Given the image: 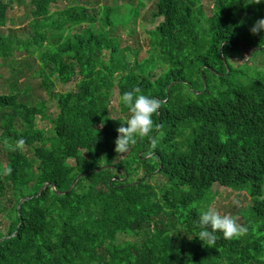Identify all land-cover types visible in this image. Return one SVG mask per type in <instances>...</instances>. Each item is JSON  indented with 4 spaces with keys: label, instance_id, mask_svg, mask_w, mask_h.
<instances>
[{
    "label": "trees",
    "instance_id": "16d2710c",
    "mask_svg": "<svg viewBox=\"0 0 264 264\" xmlns=\"http://www.w3.org/2000/svg\"><path fill=\"white\" fill-rule=\"evenodd\" d=\"M60 1L28 0L39 88L57 113H47L44 99L28 103L26 91L0 92V141L24 138L34 156L0 143L8 225L0 264H264V31L250 32L264 18V0H213L209 14L201 0H156L151 16L162 19L147 30V55L136 52L133 62L102 28L126 20L118 6L79 0L59 8ZM10 2L0 0V28ZM135 5L133 14L145 3ZM12 46L0 31V59ZM242 49L249 62L259 54V66L241 62ZM46 66L74 88L52 91ZM136 87L164 101L153 116L161 125L154 159L144 157L148 136L114 151L116 129L131 116L119 98ZM37 118L50 129L37 128ZM159 176L166 182L153 185ZM218 185L250 197L238 211L249 230L230 240L218 231L209 247L197 237L198 206ZM120 235L130 239L121 244Z\"/></svg>",
    "mask_w": 264,
    "mask_h": 264
},
{
    "label": "rangeland",
    "instance_id": "374dc122",
    "mask_svg": "<svg viewBox=\"0 0 264 264\" xmlns=\"http://www.w3.org/2000/svg\"><path fill=\"white\" fill-rule=\"evenodd\" d=\"M131 1L133 3H131ZM144 1L145 5L138 7V13H132L131 9L136 8L135 4ZM156 0H100L97 5L99 8L105 6H118L120 10V17L126 19L123 22L118 23L114 28L103 26L105 31H111V33L117 36L121 41V54L129 61L133 62L135 53H139V57L142 58L147 55L146 49L148 48L146 40L148 38L147 30L153 28L162 18L159 20H153L151 16V9L154 6ZM206 14L210 13V8L213 5V0H201ZM79 0H61L58 5L59 8L64 5L77 4ZM56 8L52 7L51 10ZM32 7L28 3V0H11L10 8L5 7L2 10V14L6 17L5 26L0 28L3 34H10L13 39V46L11 55L7 59H0V92H9L10 90L15 92L19 90L21 94L24 91L28 93L26 97L28 103L33 104L38 100L44 99L46 101L47 113L54 116L57 113L55 101L47 100L46 94L39 88L40 79L37 78L39 67L42 64L40 59V53L38 46L31 39V28L29 23L33 20L31 15ZM130 14L131 17H130ZM102 23V22H101ZM106 23V21H105ZM29 40L30 45L28 49L23 48L22 42ZM247 50L242 49L241 54L243 61L250 63V66H259L261 58L259 54H256L251 61L246 60ZM107 57H108V53ZM245 57V58H244ZM246 60V61H245ZM233 66L238 67L240 61L232 59ZM156 72H159V67L156 68ZM45 75H49L53 81L52 91L64 92L74 88V81L66 84H62L57 79L56 75L51 74V70L46 66L44 67ZM17 83V84H16ZM117 90L115 92V98L113 106L117 107L118 96ZM36 127L49 130L50 124L47 121L36 119ZM25 154L32 160H34L33 149L24 147ZM0 160L5 163V156L0 151ZM120 175V174H119ZM141 176V172H140ZM166 180L159 176L152 184H163ZM5 197L0 198V210L3 205ZM208 202V201H207ZM251 205L250 197L244 191H237L223 186H215L213 189V198L210 203H202L198 206L201 212L206 211L209 207L216 208L221 214H232L239 218L241 223L240 214L238 211L243 210ZM4 214L0 211V233L5 234L7 230ZM176 226V230L173 234L180 231L179 225ZM130 238H126L124 235H120L117 241L121 244Z\"/></svg>",
    "mask_w": 264,
    "mask_h": 264
},
{
    "label": "clouds",
    "instance_id": "9594fccd",
    "mask_svg": "<svg viewBox=\"0 0 264 264\" xmlns=\"http://www.w3.org/2000/svg\"><path fill=\"white\" fill-rule=\"evenodd\" d=\"M261 0H254V4H260ZM264 31V18L255 21L250 28L252 34ZM120 101L128 107L131 116L123 121L120 127L116 129L118 136L115 139L114 151L119 154L126 153L130 145L136 144L138 137H150V148L144 153L146 159H154V149L157 145V139L152 135L154 128L158 130L161 125L154 124L153 116L158 115L164 101L141 94L139 87L131 91H126L120 96ZM0 143L9 151H23L26 141L24 138L16 139L13 143L8 137H4ZM13 169L6 167L3 170L5 175H11ZM199 231L197 237L209 247L215 246L218 236L216 233L222 232L225 239L238 238L248 233V227L239 223V218L232 214H221L216 208L209 207L199 216Z\"/></svg>",
    "mask_w": 264,
    "mask_h": 264
},
{
    "label": "water",
    "instance_id": "95a60500",
    "mask_svg": "<svg viewBox=\"0 0 264 264\" xmlns=\"http://www.w3.org/2000/svg\"><path fill=\"white\" fill-rule=\"evenodd\" d=\"M101 169H103V168H100L98 171H100ZM80 177V175L78 176V177H76L75 178V180L73 181V183H72V185H71V187L74 185V183L77 181V179ZM42 190V189H41ZM41 190L39 191V193L41 192ZM38 193V194H39ZM27 199H30V197H28ZM26 200V199H25ZM21 203V202H20ZM20 206V204H18V207Z\"/></svg>",
    "mask_w": 264,
    "mask_h": 264
}]
</instances>
